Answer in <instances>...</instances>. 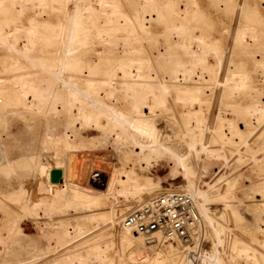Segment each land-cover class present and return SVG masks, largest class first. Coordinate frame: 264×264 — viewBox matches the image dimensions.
I'll return each instance as SVG.
<instances>
[{"label":"bare ground","instance_id":"1","mask_svg":"<svg viewBox=\"0 0 264 264\" xmlns=\"http://www.w3.org/2000/svg\"><path fill=\"white\" fill-rule=\"evenodd\" d=\"M129 1L135 11L133 15L125 9L126 4L122 0H0V63L3 66L0 76V125L4 121L2 113L7 110H23L25 114L29 111H48L62 118L65 132L61 143L67 151L96 148L88 146L86 139L77 137L78 130L80 133L89 128L97 131L99 146L105 142L102 133L109 135L110 139L106 140L109 145L128 146L125 157H122L126 166L113 170L104 191L97 194L66 184L59 166L34 165L44 194L43 201L36 204V208L44 211L43 216H49L52 210L61 213L70 209L81 210L88 212L84 220L93 224L90 229H80L76 236H72V228L66 226L67 220L60 221L62 227L58 230L54 228L50 236L55 239L56 247L48 243L43 251L42 256L48 255L50 259L44 264H109L107 252L115 245L114 242L110 238L92 235L100 226L112 228L121 224L125 212L135 209L137 204L147 201L154 194L156 190L150 173L153 172V165H158L161 160H165L166 163L162 164L172 178L182 180L176 190L167 189L165 192L185 193L193 199L205 232L207 234V229L208 233L210 230L208 237L212 233L216 246L222 245L224 230L232 229L233 225L225 227L217 221L210 214L208 204L219 202L223 212H228L234 223L240 222L230 206L234 184L224 180V187L216 192L215 185L190 180L194 171L188 160L192 154L198 153L221 158L225 148L241 158V151L248 140L240 139L237 124L247 121L251 127L248 135L255 133L258 120H264V102L257 99L261 90L244 64L234 67L230 64L229 53L221 47V40L189 31L197 28L194 24L196 13L190 12L187 6L193 0ZM180 3L186 5L182 8ZM22 15L30 16L27 29L18 25L17 20ZM164 17L171 21L165 27V37L181 34L185 39L182 51H179V44L168 42L167 49L157 57L155 67L151 65V57L138 49L136 43L152 35L154 22ZM261 18L255 20L250 17L246 24L239 25L232 33L231 42L264 71ZM11 35H14L13 39ZM179 52H182V57ZM223 63H226L224 68ZM261 79L264 80V77ZM217 90L221 91V99L214 118L213 141L202 143L206 131L196 120L184 122V129L175 141L166 134L141 126L146 114L153 108V111L162 109L167 95L193 115L204 104L211 103ZM116 93L123 99L120 105L126 103L130 106L128 109L116 105ZM236 97L246 98L247 104L234 101ZM212 142L218 144L213 151L208 147ZM247 150L245 148V152ZM260 153V158L264 159V147ZM55 171L60 174L59 181H55ZM143 171L147 174L143 175ZM259 186L261 196L258 195L257 206L264 213V185ZM113 196H122L128 203H122L120 210L111 208L110 211H102L103 205ZM222 215L219 217L223 219ZM261 223L255 228L257 236L252 235L253 244L241 243L233 236V230L228 231L233 239L226 260L216 247L211 254L204 251L190 258L180 244L179 248L173 244L163 246L165 242L158 233L144 238L121 227L116 243L122 257L135 244L152 243L155 255L148 254L143 261L136 257L138 264H233L236 260L245 264H264V220ZM13 232H5L0 237L3 248L8 241L2 239ZM57 248L66 251L56 259ZM127 258L130 260L132 255Z\"/></svg>","mask_w":264,"mask_h":264},{"label":"rangeland","instance_id":"2","mask_svg":"<svg viewBox=\"0 0 264 264\" xmlns=\"http://www.w3.org/2000/svg\"><path fill=\"white\" fill-rule=\"evenodd\" d=\"M122 1L126 4L125 9L133 15L135 11L131 8L130 1ZM182 3H180V6L183 8L186 4L182 5ZM187 6L189 11H194L197 16L194 22L197 28L193 31H189L196 34L203 33L210 38H218L221 40V47L226 49V53H229L228 60L230 64L233 67L244 64V68H248L251 71L256 83L255 85L261 90L260 93H258L259 96L257 94V99L258 101L264 102V80L261 79L264 77L263 69L260 65L254 63L251 57H248V55L239 50V48L231 42L232 33L235 32V29H237L239 25L246 24L250 17L255 18V20L262 17V29L264 30V0H193V3ZM29 18L30 16L22 15L19 20H17L19 23L18 25H24V28L27 29ZM170 22L171 21L165 17L155 21L153 34L145 39H140V43H136L138 49L143 50L145 55L151 57L152 66L156 67L157 57L167 49L168 42L179 44V51H182V42L185 39L183 35L174 34L173 37H165L164 35L165 27L167 24H170ZM122 34L123 36L127 35L126 33ZM10 38L13 39L14 35H11ZM118 50L121 51V48ZM179 56H183L182 52H179ZM224 67H226V63H223V68ZM2 70L3 66L0 63V76H2ZM261 73L263 75L258 76V74L261 75ZM220 93V90L215 91L211 103L204 104L205 108L203 107L201 110L193 112V115H191V112H188L186 108L175 102L170 95H167L164 97L165 101L163 102L162 109L153 111L154 108L152 107L153 109L151 112L153 114L151 112L147 113L141 126L145 129L150 127L149 129L155 133L166 134L170 137V140L175 141L184 129V122L196 120L206 131L202 143L213 141L215 140L214 118H216L218 113L217 107L221 99ZM29 99H32V97ZM115 100L116 105L119 107L125 109L130 107L126 103L120 105L123 99L118 93H116ZM233 100L239 101L242 105L248 102L246 98L236 97ZM141 109L143 111V108ZM13 114L16 115L14 116ZM21 116H23V118ZM2 117L4 121L0 125V237L5 232H10L11 230H14V232L10 234L8 238L2 239L8 242L4 244V248L0 245V254L3 255H0V264H44L50 259H48V255L42 256L43 251L47 249L49 244L51 247H56L55 239L53 240V237L50 236H52V231H55L54 228L57 227L56 230H58L62 227L61 222L63 220H67L66 226L72 228V236H76L80 229H90L93 224L84 220V216L86 213V215H88V212L84 213L81 212V210L67 209L68 211L66 213L52 210V214L50 212L49 216L47 213L46 216H43L45 215L44 211L36 208V204L38 205L43 201L44 194L41 191L43 186L39 183L38 173L34 170V165L42 163L44 165L59 166L62 171V180H64L66 184H72L85 191L97 194L104 191L113 170H119L126 166L125 162V164L122 163V157H125L124 153L126 149H128V146L123 144L117 145L115 143L112 144L114 147L109 145L108 142H106L107 139H110L107 133L105 136L102 133L105 142L102 146H99L98 141H96L98 135L97 131L89 128L88 133V130L80 131V133L78 130L76 132L77 137L83 140L86 139L87 141H85L88 142L86 143L87 145L89 144L88 146H96V148L93 147L88 150L83 149L79 152L67 151L63 148L61 143L64 139L65 132L62 118L56 116L52 112L29 111L25 114L23 110H7L5 113H2ZM250 129L251 127L247 121H239L237 124V130L240 132V139L248 140L247 146L241 151V158H239L237 154H232L229 148H225L222 151L224 156L221 158L204 154L199 155L198 153V155L192 154L188 160V164L194 171L192 178L189 177L190 180H194L198 183L202 182L208 185H215L214 190L216 192L224 187V180H228L234 184V196L230 199L231 202H229L231 209H234L237 216H239L240 222L234 223L229 213L223 212L222 204L211 201L208 204L210 214H212L217 221H221L225 227L226 225H229V227L233 225V227L232 229L224 230L221 236L223 240L221 246L215 245L216 241L212 233L210 237H208L210 230L208 233L207 229V240L201 251L211 254L216 247L222 254L224 260L227 259L229 244L233 239L232 237L236 236L241 243L245 244L251 242V244H253V237L257 236L255 235V228L258 224H262L261 222L264 220V213L258 209L257 206V201L259 200L258 195L261 196L258 190L260 189L259 185H264V159L260 158V150L264 147V120H258L256 131L252 135H248L247 133ZM90 130L92 132H90ZM69 136H72V134L69 133ZM105 143L107 145H105ZM208 147L213 151L218 147V144L212 142L208 144ZM245 148H247L249 152H245ZM113 150L115 151L113 152ZM15 158L16 160H14ZM10 160L11 164H9ZM162 162H165V160H161L158 165L154 164L152 167L153 172L150 173V177L154 182L156 191L150 198L157 194L164 193L167 189L174 191L182 183L181 178H172L171 174L164 168L165 165L164 163L162 164ZM7 166L9 167L8 169H6ZM142 174L146 175L147 173L143 171ZM214 190H210V192L214 194ZM114 197L117 198L115 199ZM121 197L113 196L108 199L110 203L106 201L103 205L104 208L102 207L101 210L110 211L111 208L114 210L122 209V205L128 202ZM150 198L140 204L148 202ZM32 204L35 208L32 207ZM140 204H137L136 207ZM110 205L112 206L110 207ZM221 213H223V219L219 217ZM258 216L260 218H258ZM257 219L260 220L257 221ZM99 228L100 229L95 231L92 237L110 238L109 240L115 244L107 252V256L110 259L109 264H138L136 263V257L141 250L146 251L147 256L148 254L155 255L156 253L154 247H151L153 245L152 243H149V245L145 243L140 245L135 244L124 254L125 256L122 257V253H120V249L116 243V237L121 233L120 223L112 228L110 226H100ZM231 230H233V236L230 234L228 235V231L230 232ZM24 236H27L28 240ZM21 241L23 242L21 243ZM167 244H173L179 248V244L170 242L163 243V246H167ZM57 249V255H55L56 259L66 251L61 248ZM11 250L15 252H11ZM24 251L26 252L24 253ZM129 254L132 255L130 260L127 258ZM144 264L150 263L146 262ZM233 264L245 263L236 260Z\"/></svg>","mask_w":264,"mask_h":264},{"label":"built area","instance_id":"3","mask_svg":"<svg viewBox=\"0 0 264 264\" xmlns=\"http://www.w3.org/2000/svg\"><path fill=\"white\" fill-rule=\"evenodd\" d=\"M120 227L145 238L158 233L163 242L180 244L190 258L198 256L207 240L193 199L180 192H164L151 197L127 212ZM146 257L144 250L137 254L139 261Z\"/></svg>","mask_w":264,"mask_h":264},{"label":"water","instance_id":"4","mask_svg":"<svg viewBox=\"0 0 264 264\" xmlns=\"http://www.w3.org/2000/svg\"><path fill=\"white\" fill-rule=\"evenodd\" d=\"M54 174H57L56 175V178H55V181H59V177H60V174H59V172L58 171H55V173Z\"/></svg>","mask_w":264,"mask_h":264}]
</instances>
